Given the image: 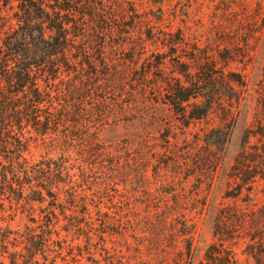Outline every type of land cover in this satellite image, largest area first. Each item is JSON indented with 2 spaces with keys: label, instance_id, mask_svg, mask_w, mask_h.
Returning a JSON list of instances; mask_svg holds the SVG:
<instances>
[{
  "label": "trees",
  "instance_id": "trees-1",
  "mask_svg": "<svg viewBox=\"0 0 264 264\" xmlns=\"http://www.w3.org/2000/svg\"><path fill=\"white\" fill-rule=\"evenodd\" d=\"M142 1L0 0V264H192L187 212L222 161L264 7L210 0L203 33L189 6L175 27L165 0ZM120 123L136 129L101 140ZM228 175L195 264H240L239 248L264 264V71ZM7 209L35 226L2 225Z\"/></svg>",
  "mask_w": 264,
  "mask_h": 264
},
{
  "label": "rangeland",
  "instance_id": "rangeland-1",
  "mask_svg": "<svg viewBox=\"0 0 264 264\" xmlns=\"http://www.w3.org/2000/svg\"><path fill=\"white\" fill-rule=\"evenodd\" d=\"M144 1H142L144 3L143 5L146 6L147 3ZM165 1V17L172 19V15L174 13L177 14V17L174 20L175 27L181 24L180 19L182 18L179 15L184 13V9L186 6H189L188 14L192 26L198 27V29H200L203 33H206L210 30L212 11L215 8L214 3L210 2V0ZM248 1L253 2L254 0ZM259 1L262 2V5L264 7V0ZM152 7L153 9H156V6ZM251 56L252 60L245 69H242V66L240 64L233 65L234 68L242 71V73L245 75L248 82V88L244 93L243 99L240 102L239 115L237 117V120L231 130L228 141L224 145L222 161L217 167L209 187H207L203 191V195H205L206 197L205 205L199 211L198 209H193L187 212V216L189 218H192L196 223L192 264H195L202 257L204 248L212 240L213 218L219 204L223 201L222 197L231 182L228 175L229 169L238 150L242 133L249 125L251 115L254 112L256 84L261 79L264 71V27L262 28L257 41L254 43V48L251 52ZM135 129L136 127L129 123L111 125L102 131L100 137L102 141L106 143H112L133 133ZM44 152L45 150L41 146L40 142H36L31 145L30 155L34 159H38L39 156ZM263 199L264 196L262 194L257 195V201H263ZM45 204L46 203H44V205ZM35 207L36 211L34 212V215L37 216L39 214V210L37 205H35ZM28 215V211H24L21 213L20 209H17V211L7 209V212L4 213V217L7 222L2 223V225L8 223L9 218H13V220L9 221L11 227L18 228L20 231H24L26 225L35 226L34 223H31L28 220ZM60 224H64V222L61 221ZM53 237L55 238V236ZM237 253L240 259V264H252L251 261L246 258V256L241 254V248L237 249ZM57 264H61V262L58 261Z\"/></svg>",
  "mask_w": 264,
  "mask_h": 264
}]
</instances>
